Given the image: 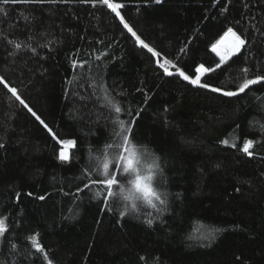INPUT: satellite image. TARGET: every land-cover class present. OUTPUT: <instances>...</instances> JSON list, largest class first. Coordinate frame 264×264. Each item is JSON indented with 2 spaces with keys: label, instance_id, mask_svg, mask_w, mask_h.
<instances>
[{
  "label": "trees",
  "instance_id": "1",
  "mask_svg": "<svg viewBox=\"0 0 264 264\" xmlns=\"http://www.w3.org/2000/svg\"><path fill=\"white\" fill-rule=\"evenodd\" d=\"M113 2L124 3L125 19L188 75L194 77L201 64L219 63L211 46L228 27L247 37V48L206 73L203 82L235 90L245 78L244 67L250 68L249 77L264 74V0ZM0 7L7 10L0 14V75L58 137L77 139L80 147L71 166L60 164L59 145L0 86V215L9 225L0 237V264H42L27 255L26 237L33 234L53 264H264V84L227 98L179 76L165 77L156 58L136 46L104 6L73 0ZM8 40L37 52L22 46L9 55ZM74 60L85 66L73 67ZM101 75L110 95L140 114L136 142L151 153L144 163L160 166L156 184L168 193V204L160 206L162 214L144 206L159 217L152 226L134 215L118 223L116 213L98 212L87 199L64 195L75 192L79 181L73 174L89 149L109 140L112 124L98 117L110 109L98 86L89 87ZM225 139L238 147L220 143ZM244 139L259 141L253 158L239 151ZM41 195L44 200L36 198Z\"/></svg>",
  "mask_w": 264,
  "mask_h": 264
},
{
  "label": "snow or ice",
  "instance_id": "2",
  "mask_svg": "<svg viewBox=\"0 0 264 264\" xmlns=\"http://www.w3.org/2000/svg\"><path fill=\"white\" fill-rule=\"evenodd\" d=\"M70 2H73V0H0V4L3 5L16 3L55 5L58 3ZM78 2L81 4H90L92 7H96L97 5L106 7L114 14V17L119 20V24L122 26L123 30L134 38L135 45L140 49H146L152 57L156 58V66L163 70L165 77L179 76L183 81L194 87L207 89L212 93H218L227 98L240 97L241 94L247 95L252 86L264 84V74H257L249 77L248 73L250 72V68L248 67L242 69L245 78L235 90H225L221 87L203 82L202 77L206 73H212L220 69L223 65L228 64L233 57L239 56L242 50L247 48V37L243 33L238 34L232 27H228L221 39L211 46V51L219 57V63H217L214 68L205 67L203 64L199 65L196 67L195 76L193 77L186 74L185 71L178 67L176 63H173L172 60L162 57L160 51L156 50L145 41L142 35L138 33L134 26L122 15L121 9L125 7L124 3L113 2V0H78ZM146 2L159 5L162 3V0H146ZM244 7L247 8L248 5L245 4ZM222 11H227V8L222 9ZM0 14L6 16L7 10L0 7ZM25 19L27 20L28 17H25ZM225 41H230V43L227 46H223ZM51 43H53V41L50 40L46 44L41 45V47H48V44ZM8 44L13 48V52H10L9 55H13L16 51L21 50L22 46L30 50L33 55L37 52V49L30 44L22 45L21 42L15 40H8ZM181 51L183 52L184 49H181ZM102 56H104L103 52L96 55L95 59L100 61ZM77 66L84 67L85 65L82 63L78 64V62L74 60L73 67ZM170 68L174 69V71H170ZM69 83H71V81H69ZM0 86H2L22 108L26 109L32 115L35 120L47 130L56 144L59 145V149L56 153L57 161L62 165L71 166L75 153L80 151L78 140L58 137L57 133L49 124L30 107L22 97L20 90L13 85L6 76L0 75ZM97 86L103 93V101L108 109H110L108 115L98 117V119L103 118L106 122L112 124L109 140L106 141L101 148L89 149L88 156L83 165L73 174V180L79 181L75 187V192H65L64 195H71L75 200L87 199L92 206L97 208L98 212H104L105 214L108 212L116 213L118 216V223L134 215L136 219L141 218V216L146 217L145 223L148 226H152L153 220L159 217H154L151 211H144V206H146L147 209L155 210L157 213L162 214L165 208L160 206H166L168 204V193L160 192L156 184V169L160 166L155 163L154 160L151 164H145L144 159L150 156L151 153L147 151L146 147H142L139 145V142H136L135 130L139 126L138 117L140 114L135 113V115H133L132 112L126 109L123 102L110 95L109 90L105 87L102 75L100 79L96 81L95 85H89V87ZM123 95V92L116 94V96ZM257 99H259V97H257ZM165 111H167V109H165ZM113 113L114 116L112 115ZM262 130H264V126H262ZM220 143L233 148L238 147L235 141L230 144L229 141L225 139L220 141ZM256 143H259V141L254 142L253 139H244L242 147H239V151L245 156L253 158L257 155L254 151ZM2 148H4V143L0 142V149ZM261 158L264 159V157ZM76 162H80L78 157L76 158ZM61 191H63V189H61ZM237 191H239V189H237ZM27 195L32 196L33 194L29 192ZM20 196L21 193L17 192L16 197L18 200ZM36 198L39 200L45 199L43 195ZM77 207H79V205H77ZM69 211H72V209H69ZM7 219L6 216L0 215V237H5L9 230ZM214 231L218 233L223 231V229L217 228ZM187 238L189 240L193 239L192 236H188ZM201 238L210 239L214 237L202 235ZM26 239L30 245V249L27 252L29 257L35 256L36 259L42 261V264H53L48 251H46L40 242L37 234L26 237ZM11 248L16 250L17 245L12 244ZM237 259L239 260V257H237Z\"/></svg>",
  "mask_w": 264,
  "mask_h": 264
},
{
  "label": "bare ground",
  "instance_id": "3",
  "mask_svg": "<svg viewBox=\"0 0 264 264\" xmlns=\"http://www.w3.org/2000/svg\"><path fill=\"white\" fill-rule=\"evenodd\" d=\"M230 43V41H225L223 46H227Z\"/></svg>",
  "mask_w": 264,
  "mask_h": 264
},
{
  "label": "rangeland",
  "instance_id": "4",
  "mask_svg": "<svg viewBox=\"0 0 264 264\" xmlns=\"http://www.w3.org/2000/svg\"><path fill=\"white\" fill-rule=\"evenodd\" d=\"M213 53V55L215 56V57H217L218 59H219V57L214 53V52H212Z\"/></svg>",
  "mask_w": 264,
  "mask_h": 264
},
{
  "label": "water",
  "instance_id": "5",
  "mask_svg": "<svg viewBox=\"0 0 264 264\" xmlns=\"http://www.w3.org/2000/svg\"><path fill=\"white\" fill-rule=\"evenodd\" d=\"M219 60V59H218Z\"/></svg>",
  "mask_w": 264,
  "mask_h": 264
}]
</instances>
